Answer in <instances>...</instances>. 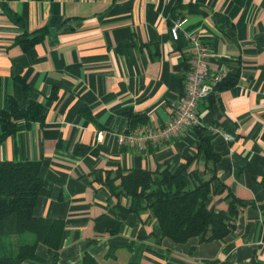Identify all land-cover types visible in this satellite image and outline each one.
<instances>
[{
	"label": "crops",
	"instance_id": "crops-1",
	"mask_svg": "<svg viewBox=\"0 0 264 264\" xmlns=\"http://www.w3.org/2000/svg\"><path fill=\"white\" fill-rule=\"evenodd\" d=\"M6 9L25 31L46 27L48 34L24 51L15 42L22 28ZM183 19L173 39L170 28ZM189 30L209 49V72L238 75L233 86L214 89L198 114L221 157L217 178L245 205L223 240H158L148 212L128 214L111 235L98 218L118 219L115 204L128 199L111 196L97 172L173 170L197 154L193 127L143 149L116 139L167 123L183 89ZM8 95L38 101L45 111L44 122L0 143V161L40 162L44 186L34 214L62 220L59 264H76L84 254L98 264H264V0H0V107ZM126 113L144 115L146 123L129 128ZM192 169L203 174L202 155ZM226 193L213 194L210 206L226 209ZM36 253L50 261L44 245Z\"/></svg>",
	"mask_w": 264,
	"mask_h": 264
},
{
	"label": "trees",
	"instance_id": "trees-1",
	"mask_svg": "<svg viewBox=\"0 0 264 264\" xmlns=\"http://www.w3.org/2000/svg\"><path fill=\"white\" fill-rule=\"evenodd\" d=\"M9 17L22 32L15 42L24 51L40 42L48 29L42 27L27 32L19 17L6 9ZM237 72L228 74L214 89L233 86ZM27 94L28 85L20 80ZM211 94V93H210ZM209 94V95H210ZM209 97V96H208ZM45 111L38 101L18 102L8 95L0 107V143L8 136L32 122H44ZM129 128L146 123L144 115L126 113ZM197 137V154L187 155L177 168L162 165L154 171L133 169L121 174L96 173V180L108 189L111 196L125 197L127 206L115 204L118 219L103 215L98 218L109 234H117L123 220L130 213L148 212V218L159 229L158 240L169 238L174 243H185L190 238L200 241L223 240L234 228L233 222L245 203L235 197L228 187L217 178L216 164L220 155L214 148L212 134L202 125L193 126ZM202 155L205 160L203 174L190 166ZM119 182L116 183V180ZM264 184V179L262 180ZM44 181L40 177L39 161H0V264H21L24 260L38 264H59V249L63 222L36 216L34 207ZM227 190V208L215 210L209 204L210 197ZM44 245L50 256L47 263L40 258L37 247ZM76 264H98L94 257L84 254Z\"/></svg>",
	"mask_w": 264,
	"mask_h": 264
},
{
	"label": "built area",
	"instance_id": "built-area-1",
	"mask_svg": "<svg viewBox=\"0 0 264 264\" xmlns=\"http://www.w3.org/2000/svg\"><path fill=\"white\" fill-rule=\"evenodd\" d=\"M186 21L179 20L170 28L173 39L178 38V31ZM187 40V69L184 74V83L178 101L172 106L169 120L163 126L143 125L134 129L118 133L117 143L120 145L143 149L148 144L160 146L177 136L184 130L200 124L198 106L206 100L214 87L221 82L228 71L220 69L216 72H209L208 58L209 49L201 40L198 32L194 30L185 31ZM213 133H217L225 141L231 137L222 134L219 128H212Z\"/></svg>",
	"mask_w": 264,
	"mask_h": 264
}]
</instances>
